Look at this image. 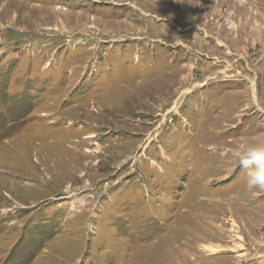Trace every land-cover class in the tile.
<instances>
[{"label":"rangeland","instance_id":"rangeland-1","mask_svg":"<svg viewBox=\"0 0 264 264\" xmlns=\"http://www.w3.org/2000/svg\"><path fill=\"white\" fill-rule=\"evenodd\" d=\"M0 10V264H264V0Z\"/></svg>","mask_w":264,"mask_h":264},{"label":"clouds","instance_id":"clouds-1","mask_svg":"<svg viewBox=\"0 0 264 264\" xmlns=\"http://www.w3.org/2000/svg\"><path fill=\"white\" fill-rule=\"evenodd\" d=\"M236 153L239 165L247 170L248 187L264 190V144H242Z\"/></svg>","mask_w":264,"mask_h":264},{"label":"bare ground","instance_id":"bare-ground-1","mask_svg":"<svg viewBox=\"0 0 264 264\" xmlns=\"http://www.w3.org/2000/svg\"><path fill=\"white\" fill-rule=\"evenodd\" d=\"M7 2H8V1H7ZM9 2H10V1H9ZM9 2H8V3H9ZM9 6H10V5H9ZM203 6H204V5H203ZM20 8H21V7H20ZM208 8H210V7H208ZM53 10H55V9H53ZM207 10H208V9H207ZM210 10H211V9H210ZM210 10H209V11H210ZM0 11H1V10H0ZM4 11H5V10H4ZM29 13H30V12H29ZM33 13H34V12H32V14H33ZM32 14H31V15H32ZM53 15H54V14H53ZM43 20H44V19H43ZM58 22H59V21H58ZM61 29H62V28H61ZM47 30H50V29L47 28ZM218 42H219V44H222L221 41H218ZM253 92H254V90H253ZM253 99H254V98H253ZM109 109H110V108H109ZM105 111H106V110H105ZM85 113H86V112H85ZM89 113H90V112H89ZM102 113H103V112H102ZM107 113H108V112H107ZM107 113H106V114H107ZM111 113H112V112H111ZM69 116H70V115H69ZM82 116H83V115H82ZM82 116H81V117H82ZM86 116H87V115H86ZM86 118H87V117H86ZM74 121H75V120H74ZM74 121H73V122H74ZM77 121H78V120H77ZM110 121H111V120H110ZM71 122H72V121H71ZM96 124H97V123H96ZM100 124H101V123H100ZM106 124H107V123H106ZM71 127H72V126H71ZM83 128H84V127H83ZM86 128H87V127H86ZM81 129H82V128H81ZM88 129H89V127H88ZM102 129H103V128H102ZM61 130H62V129H61ZM79 130H80V129H79ZM55 131H56V130H55ZM57 131H58V130H57ZM59 131H60V130H59ZM59 131H58V132H59ZM68 131H69V130H68ZM81 131H83V130H80V131H78V132L75 131V136L79 135V133H80ZM98 131H99V130H98ZM88 135H89V134H88ZM93 137H94L93 135L86 136V137H85V140H86V139L89 140V139H91V138H93ZM83 139H84V138H83ZM77 140H78V139H77ZM81 140H82V139H81ZM78 141H79V140H78ZM69 143H70V142H69ZM71 144H72V143H71ZM75 144H76V143H75ZM78 144H79V143H78ZM80 145H81V141H80ZM80 145H78V146L75 145V147L78 149V147H79ZM72 146H73V145H72ZM82 146H83V145H82ZM68 147H69V146H68ZM66 148H67V147H66ZM77 149H76V150H77ZM81 149H82V148H81ZM76 150H75V151H76ZM82 150H83V149H82ZM84 151H85V150H84ZM84 151H83V152H84ZM87 151H89V150H87ZM81 152H82V151H81ZM80 154H82V153H80ZM83 154H84V153H83ZM78 155H79V154H78ZM78 155H77V156H78ZM87 158H88V157H87ZM82 159H84L83 156H81V157L78 156V157H77V160H76L77 164H78V163L80 164V163L82 162V161H81ZM91 160H92V159H91ZM71 163H72V162H71ZM83 163H84V162H83ZM70 165H71V164H70ZM83 177H84V176H83ZM217 239H218V237H217Z\"/></svg>","mask_w":264,"mask_h":264}]
</instances>
